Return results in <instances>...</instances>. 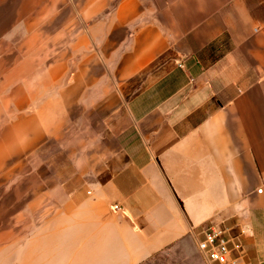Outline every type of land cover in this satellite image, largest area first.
<instances>
[{
    "label": "crops",
    "instance_id": "crops-1",
    "mask_svg": "<svg viewBox=\"0 0 264 264\" xmlns=\"http://www.w3.org/2000/svg\"><path fill=\"white\" fill-rule=\"evenodd\" d=\"M10 26L50 120L87 126L33 196L34 264H207L208 227L264 264V0H0Z\"/></svg>",
    "mask_w": 264,
    "mask_h": 264
},
{
    "label": "rangeland",
    "instance_id": "rangeland-1",
    "mask_svg": "<svg viewBox=\"0 0 264 264\" xmlns=\"http://www.w3.org/2000/svg\"><path fill=\"white\" fill-rule=\"evenodd\" d=\"M6 30L9 33L2 34L0 27V159L5 157L3 153L11 155L19 151V142L31 140V130L34 133L36 129L42 138L20 158L11 156L0 170V264H34L35 241L45 235L35 233V229H39L40 220L44 226L49 219L34 217L33 196L45 192L48 188L45 183H50V175L56 171L65 177V146L68 142L73 145L82 141L71 132L87 126L76 121L50 120L48 106L55 102L59 91L34 89V83L41 78L44 81L46 74L34 73L33 59L29 56L33 43L21 41L17 26ZM40 111L44 118L41 121L36 119ZM24 119L31 121L27 125L29 132L24 134L26 138L18 137L21 132L18 125ZM41 206L43 211L48 210L50 203L42 201ZM6 231L10 233L9 241L3 240Z\"/></svg>",
    "mask_w": 264,
    "mask_h": 264
},
{
    "label": "built area",
    "instance_id": "built-area-1",
    "mask_svg": "<svg viewBox=\"0 0 264 264\" xmlns=\"http://www.w3.org/2000/svg\"><path fill=\"white\" fill-rule=\"evenodd\" d=\"M114 209L120 210L117 206H114ZM196 244L207 264H242L241 245L222 229H204Z\"/></svg>",
    "mask_w": 264,
    "mask_h": 264
}]
</instances>
